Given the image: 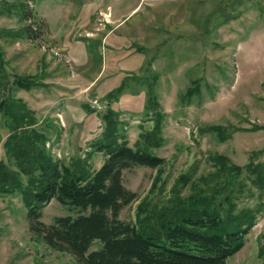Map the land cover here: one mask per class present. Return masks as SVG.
I'll return each mask as SVG.
<instances>
[{"label":"rangeland","instance_id":"374dc122","mask_svg":"<svg viewBox=\"0 0 264 264\" xmlns=\"http://www.w3.org/2000/svg\"><path fill=\"white\" fill-rule=\"evenodd\" d=\"M28 25L39 31L35 40ZM0 69V101L26 103L53 159L67 164L92 152L109 107L131 147L160 117L163 143L152 152L167 165L160 175L148 167L124 172L138 199L122 210L123 221H137L144 202L187 195L192 184L183 174L213 178V160L242 167L226 208L232 217L251 211L255 224L228 264H264V188L247 169L264 161V0H0ZM91 104L97 108H85ZM8 136L0 114L6 162ZM103 161L101 153L90 160L94 168ZM69 214L52 200L41 220ZM75 263L33 237L20 193L0 194V264Z\"/></svg>","mask_w":264,"mask_h":264},{"label":"trees","instance_id":"16d2710c","mask_svg":"<svg viewBox=\"0 0 264 264\" xmlns=\"http://www.w3.org/2000/svg\"><path fill=\"white\" fill-rule=\"evenodd\" d=\"M34 26H26L25 34L35 40L39 31ZM20 87L29 90L34 86L22 83ZM149 104L153 108L156 99L150 97ZM108 111L105 129L92 143V152L67 164L54 160L46 148L48 135L39 128L36 113L26 103L3 95L0 114L9 136L4 142L8 161L0 156V194L22 195L33 237L52 250L71 255L75 264H228L244 248L245 236L255 224L251 211L232 217V210L228 213L226 208L235 198L243 168L228 169L222 157L213 160L219 168L213 178L194 180L183 174V182L192 184L187 195L179 191L159 203L144 202L137 221H123L122 210L138 199L125 186L124 172L148 167L158 169L160 175L167 165L165 158L152 152L163 143L162 122L157 115L153 127H143L136 147H131L118 132V111L113 106ZM96 153L104 155L99 168L90 162ZM13 165L17 170L13 171ZM249 168L263 189L264 161L251 162ZM52 200L71 214L46 224L42 212ZM97 243L100 247L91 251Z\"/></svg>","mask_w":264,"mask_h":264},{"label":"built area","instance_id":"2783aa9c","mask_svg":"<svg viewBox=\"0 0 264 264\" xmlns=\"http://www.w3.org/2000/svg\"><path fill=\"white\" fill-rule=\"evenodd\" d=\"M91 106H92L93 109L97 108L95 104H92Z\"/></svg>","mask_w":264,"mask_h":264}]
</instances>
